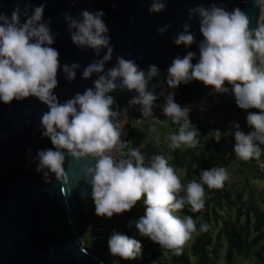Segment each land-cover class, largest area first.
Here are the masks:
<instances>
[{
  "label": "clouds",
  "instance_id": "9594fccd",
  "mask_svg": "<svg viewBox=\"0 0 264 264\" xmlns=\"http://www.w3.org/2000/svg\"><path fill=\"white\" fill-rule=\"evenodd\" d=\"M76 2L72 0L73 5ZM254 2L256 6H264V0ZM166 3L167 0H152L149 12L163 11ZM44 8V4L33 7L26 3L22 12L17 5L10 17L0 11V102L10 104L13 100L36 97L48 107L41 117V135L50 139L52 147L38 149L30 163H36L35 170L42 173L43 178L55 174L57 180L66 181V156L77 161L95 159V164L87 166L83 172L85 183L91 186L95 214L112 218L114 214L131 211L143 199L144 215L135 222L138 233L161 248L181 255L196 232V224L191 216L181 218L176 213L186 204L193 212L201 211L205 207L203 185L210 189L222 188L229 179L227 170L224 167L203 169L199 174L202 183L192 180L185 187L163 155L155 154L145 163V155L134 148L130 152L131 159H117L113 152H119L127 142L121 139L124 126L117 118L126 117L127 109L113 110L116 101L109 93L117 89L134 90L137 95L128 105H139L144 117L153 116L154 107H161L164 115L179 125L178 132L168 136L170 147L194 148L199 129L190 121L191 107L175 102L174 90L182 83L195 80L211 86L215 93H225L229 91L225 87L227 83L240 109L259 110L249 111L246 116V123L252 129L248 133L240 130L238 123L233 126V152L244 161L258 160L260 145L264 144V24L251 28L248 15L239 7L228 11L213 3L208 8L198 5L189 9V20L199 17V31L203 36L198 45L199 59L192 63L197 55L192 51L183 57L177 55L167 68L165 79L172 91L166 92L159 81L149 88L153 78L161 75L155 64L145 71L135 61L121 56L113 67L105 70L113 47L102 9L82 10L76 18L66 12L71 40L77 47L93 49L97 56L103 49L107 51L82 72L85 79L93 73L99 74L94 87L61 103L54 92L59 83L60 54L52 47L55 37L51 21L43 19ZM21 15L25 17L23 22ZM169 27L165 25L157 31L163 34ZM183 29L173 42L190 47L196 43L191 24L185 22ZM78 68V63H65L66 79H75ZM157 87L161 88L158 93ZM160 98L164 103L157 105ZM215 131L214 138L219 142L222 133ZM208 229V224L201 225V231ZM107 243L110 254L123 260H135L142 254L140 240L115 230Z\"/></svg>",
  "mask_w": 264,
  "mask_h": 264
},
{
  "label": "water",
  "instance_id": "95a60500",
  "mask_svg": "<svg viewBox=\"0 0 264 264\" xmlns=\"http://www.w3.org/2000/svg\"><path fill=\"white\" fill-rule=\"evenodd\" d=\"M26 3L33 7L44 4L43 19L51 21L55 37L52 47L59 51L61 65L54 92L61 103L94 87L99 74L85 79L82 72L107 51L103 49L97 56L93 49L77 47L71 40L66 12L76 18L82 10L102 9L113 47L105 70L113 67L121 56L135 61L145 71L155 64L161 75L153 78L149 87L158 81L166 83L167 68L177 55L183 57L192 51L197 54L192 63L198 62V45L203 36L199 17L189 20V9L198 5L208 8L213 3L228 11L239 7L248 15L251 28L261 22V6H256L254 0H167L165 9L159 13L149 12L152 0H77L75 5L72 0H0V11L10 17L17 5L23 12ZM31 12L32 8L29 15ZM20 19L23 22L25 17L21 15ZM185 22L191 24L190 31L196 39L190 47L173 42L184 30ZM165 25L170 27L159 33L157 29ZM73 62L80 68L76 69L75 79L67 80L63 65ZM211 89L200 81L182 83L174 90V99L180 105L186 104ZM109 95L116 101L113 110L121 111L137 93L117 89ZM46 111L47 105L36 97L13 100L10 104L0 102V264H112L104 261L100 252L87 247L84 236L94 222L95 205L83 172L95 164V159L77 161L66 156V181L57 180L55 174L43 178L35 170L36 163H30L38 149L52 147L50 139L41 135V117Z\"/></svg>",
  "mask_w": 264,
  "mask_h": 264
},
{
  "label": "trees",
  "instance_id": "16d2710c",
  "mask_svg": "<svg viewBox=\"0 0 264 264\" xmlns=\"http://www.w3.org/2000/svg\"><path fill=\"white\" fill-rule=\"evenodd\" d=\"M157 102V101H156ZM164 101L159 100L158 105L163 104ZM158 113L164 114L161 107L157 106ZM197 111H192L193 125H197L196 120ZM176 125V124H175ZM176 125V132H178ZM196 148L180 147L174 149L175 153V168H183L184 175L180 179L181 183L186 185L192 180L200 182L198 179V172L195 168V162L198 159V154L201 156V167L203 169H211L212 167H223L218 160L214 158L210 150L203 145V141L199 138ZM260 177L264 179V171L257 170ZM204 191L205 207L199 212H193L190 205H185L184 208L176 214L180 217L191 216L196 224V235L191 243L183 247L181 255H176L173 251L169 261L162 260L158 252L151 250V247H145L142 254L138 257L137 261L143 263H151L155 261L158 264H216L215 260L218 257V252L222 248V242L225 243L223 264H233L236 255L252 256L255 264H264V210L258 204L257 199L253 194L249 193L247 199H243L242 194L237 195L234 201L231 194L225 186L219 189H210L205 184ZM184 193H181L183 195ZM260 203L264 205V189L259 198ZM143 205V199L138 202ZM236 214L231 218L229 210L236 206ZM225 209L224 214L220 210ZM243 216L240 221L239 217ZM127 219H134V216L127 215ZM208 224V231H201L202 224ZM214 225H218L216 233L212 234ZM126 234L129 235L130 231L128 226L125 227ZM86 246L94 250H102L108 252V236L104 231L98 230L97 223H93L87 232ZM167 249V248H165ZM98 250V252H100ZM189 250V253L187 252ZM150 256L146 257L147 252ZM190 256L194 259L191 260Z\"/></svg>",
  "mask_w": 264,
  "mask_h": 264
},
{
  "label": "rangeland",
  "instance_id": "374dc122",
  "mask_svg": "<svg viewBox=\"0 0 264 264\" xmlns=\"http://www.w3.org/2000/svg\"><path fill=\"white\" fill-rule=\"evenodd\" d=\"M264 24V6L261 10V23ZM226 104H228L226 102ZM229 105V104H228ZM233 115H240L239 110L231 103ZM197 120V117H196ZM198 121V120H197ZM221 120V122L217 125L213 126L207 125L205 127H198V124L195 125L200 131L204 132L206 129V133L202 134L200 138L204 142L205 146L210 150L211 154L214 156L216 160L227 170L229 179L225 181V186L231 194V198L235 201L237 195L239 193L242 194L243 199H247L249 193L253 194V196L257 199V203L261 205V208L264 210L263 203H260L259 198L264 189V179L260 177L257 170L264 171V144L260 145L261 148V156L258 160L252 159L249 161H244L235 156L233 152V146L235 144L234 131L233 126L238 123L235 119L232 120V123L226 119ZM217 123V121H216ZM239 124V123H238ZM240 130L244 131L245 127H241ZM232 127V129H231ZM220 129L222 132V136L219 142L213 141L211 134L215 132V130ZM223 129V130H222ZM225 131V132H224ZM176 132V125L173 123L170 117H166L164 114L157 113L152 120H146L140 126H137L135 130L132 132L133 143L136 149H139L145 155V163H148L151 156L155 154L163 155L167 160L168 164L174 168L175 166V153L174 148L170 147V140L168 136L170 133ZM224 136L227 137L225 140ZM196 148V147H195ZM180 149V148H179ZM195 168L198 172V179L200 183V171L201 167V156L198 154V159L195 162ZM179 178L181 179L184 175L183 168H175L174 169ZM205 193V197H206ZM238 207V203L236 206H233L229 210V214L231 218L235 217L236 208ZM145 207L137 203L131 211H126L123 214H114L112 218L100 217L95 214L94 222L98 225V230L104 231L108 236H111L113 231L120 232L122 234H126V226H128V230L130 231L129 237L138 239L142 243V250L145 247H151V250H155L158 252L159 257L162 260L169 261L172 251L169 249L161 248L158 244L154 243L147 237H143L138 233V230L135 227L136 220L144 215ZM226 212L225 209L220 210L221 214ZM127 215L134 216V219H127ZM177 215V214H176ZM184 218V217H181ZM239 220H243V216L239 217ZM131 223V227L129 224ZM93 225V224H92ZM218 225H214L212 229V234L214 235L218 229ZM88 232V231H87ZM85 233V239H87L88 235ZM196 232L192 234V238L186 243L188 245L193 240ZM222 242V248L218 252V257L216 258V264H223L224 259V249L225 243ZM93 249V248H91ZM94 250V249H93ZM99 250V249H98ZM96 250V251H98ZM101 255L105 260L110 261L112 264H158L155 261H151V263H143L137 260H123L118 256H112L108 250V252H103L99 250ZM189 253V250L187 251ZM150 256V252L148 251L146 257ZM190 259L194 258L190 256ZM233 264H255L252 256H244V255H236Z\"/></svg>",
  "mask_w": 264,
  "mask_h": 264
},
{
  "label": "built area",
  "instance_id": "2783aa9c",
  "mask_svg": "<svg viewBox=\"0 0 264 264\" xmlns=\"http://www.w3.org/2000/svg\"><path fill=\"white\" fill-rule=\"evenodd\" d=\"M263 6H261L262 10ZM261 23V22H260ZM163 89L167 91H172L168 88L166 83H161ZM225 87L229 89L228 92L225 93H215L213 89L209 91L205 96L193 101L188 102L186 104H182V107L190 106L191 111L189 113L190 121H192V111L196 110L197 115L201 118V120L206 123L207 125H213L214 124V117L212 112L216 108V100L219 95H225L227 99L231 102H233L236 105L234 94L231 92V85L225 84ZM151 89V87H149ZM161 90L160 87H157L155 91L158 93ZM164 101L163 98H160L157 100L156 104L158 105V101ZM237 106V105H236ZM238 107V106H237ZM127 109V114L125 116L118 117V121L121 123L123 127L122 136L121 139L124 141H127L125 145L121 148L119 152H113V155L117 159H131L130 152L135 148L133 143V136L132 132L135 130L137 126H140L144 123L146 120H152L154 116L158 113V108L154 107L153 109V116L150 117H144L141 114L140 106L139 105H131L129 106L128 103L125 105V107L122 109ZM239 108V107H238ZM121 110V111H122ZM177 125V124H176ZM179 127V125H177ZM203 145L204 142H203ZM197 146V144H196ZM195 146V147H196Z\"/></svg>",
  "mask_w": 264,
  "mask_h": 264
},
{
  "label": "crops",
  "instance_id": "0c3cea01",
  "mask_svg": "<svg viewBox=\"0 0 264 264\" xmlns=\"http://www.w3.org/2000/svg\"><path fill=\"white\" fill-rule=\"evenodd\" d=\"M226 102L229 105L226 104ZM231 103H233V102L229 101L225 95H219L218 96V98L216 100V108L212 112L213 117H214V124H217L218 125L221 122V120H225L224 122H226V119L229 122V124H231L232 123V120L235 119V121H237L239 124H241V127H245L244 132L245 133H248L252 129L246 123V116H247V114H248L249 111L258 112L259 110L258 109L243 110V109L238 108L233 103L234 106L241 113L240 115H233L234 112L232 111V108L230 107L231 106ZM197 120H198V127H201V126L202 127H205V126H207V124L204 123L198 115H197ZM216 121H217V123H216ZM213 125H211V126H213ZM231 129H232V127H231ZM217 130H219L220 132H222L220 129H217ZM232 131H234V130H232ZM206 132H207L206 129L204 130V132H202V131L199 130V137L198 138L201 139L200 137L203 136L202 134H204ZM215 136H216V131L213 132V134H211V137H212L213 141L216 142V140L214 138ZM224 138H225V140L227 139L226 136H224Z\"/></svg>",
  "mask_w": 264,
  "mask_h": 264
}]
</instances>
